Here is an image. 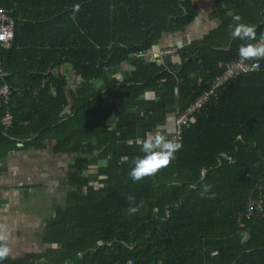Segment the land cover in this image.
Segmentation results:
<instances>
[{"label":"trees","instance_id":"16d2710c","mask_svg":"<svg viewBox=\"0 0 264 264\" xmlns=\"http://www.w3.org/2000/svg\"><path fill=\"white\" fill-rule=\"evenodd\" d=\"M0 7L14 20L12 39L0 47V85L10 89L7 103L0 98V160L49 140L55 152L75 154L71 188L45 221L42 247L9 253L2 264H264V214L244 216L264 185V58L214 88L182 126L175 160L154 175H128L140 148L90 166L95 152L115 146L111 113L124 115L150 90L176 92L178 110L207 91L219 63L264 33V0H216L219 25L168 54L177 63L142 56L163 32L189 25L192 0H0ZM235 14L255 27V40L232 36ZM122 62L128 70L119 80L110 72ZM69 70L81 77L77 90Z\"/></svg>","mask_w":264,"mask_h":264},{"label":"crops","instance_id":"0c3cea01","mask_svg":"<svg viewBox=\"0 0 264 264\" xmlns=\"http://www.w3.org/2000/svg\"><path fill=\"white\" fill-rule=\"evenodd\" d=\"M192 3L196 15L189 25L183 30L163 32L155 48L142 57L146 60L160 58L166 62L172 59L173 63H177L174 55L160 56V49L187 45L203 38L219 25V18L213 14L216 0H192ZM177 43L180 45L176 46ZM127 70L128 63L122 62L112 68L110 75L120 80ZM66 76L68 86L77 90L80 75L69 70ZM100 83L99 80L94 82L96 87ZM178 109L176 92L150 90L141 94V101L124 115L111 113L107 123L116 133L115 146L95 152L90 166L95 167L108 156L126 159L135 154L146 134L161 132L175 138L174 118ZM54 144V140H49L42 149L10 153L5 157L6 162L0 165V234L8 236L6 243L11 255L42 247L40 241L45 221L64 202L66 189L71 188L68 183L69 163L75 154L55 152Z\"/></svg>","mask_w":264,"mask_h":264},{"label":"clouds","instance_id":"9594fccd","mask_svg":"<svg viewBox=\"0 0 264 264\" xmlns=\"http://www.w3.org/2000/svg\"><path fill=\"white\" fill-rule=\"evenodd\" d=\"M235 21L232 27V36L241 41H253L256 38L255 27L242 23L239 14L232 17ZM238 55L244 59L264 58V43H244L239 47ZM182 147L176 138H169L164 133L155 132L146 134L140 144L143 155L138 156L133 161L128 175L133 181L142 180L146 176L154 175L158 170L164 168L175 160L177 151ZM209 186H205L207 192ZM204 193H202L203 195ZM129 213L137 211L135 206L128 209ZM8 236L0 234V264L9 256L10 248L6 243Z\"/></svg>","mask_w":264,"mask_h":264},{"label":"built area","instance_id":"2783aa9c","mask_svg":"<svg viewBox=\"0 0 264 264\" xmlns=\"http://www.w3.org/2000/svg\"><path fill=\"white\" fill-rule=\"evenodd\" d=\"M14 34V20L8 14V12L0 7V47L7 44L12 39ZM254 43H264V33L254 41ZM176 47H164L160 49L159 55L164 56L175 52ZM222 66V71L217 74L211 82L210 88L199 95L191 104L187 105L184 110H177L174 118L175 130L173 136L178 139L182 126L187 122L189 116L195 111H198L208 97L213 93L214 88L219 87L226 81H229L237 76L253 71L260 66L259 58H250L247 60L242 59L240 56L230 60L226 63H219ZM5 73L1 70L0 65V78ZM10 96V89L7 84L0 85V98H3V102L7 103L8 97ZM2 122L10 124L11 115L6 112L2 117ZM264 185L257 187V195L250 197L246 205V211L244 213L245 218H251L252 216H262L264 214ZM131 264V261H128Z\"/></svg>","mask_w":264,"mask_h":264},{"label":"water","instance_id":"95a60500","mask_svg":"<svg viewBox=\"0 0 264 264\" xmlns=\"http://www.w3.org/2000/svg\"><path fill=\"white\" fill-rule=\"evenodd\" d=\"M179 45H180V43H177V44H176V46H179ZM80 80H81V78H79L78 83H80ZM19 145H21V143H19ZM5 162H6V158L1 159V160H0V165H1V163H5Z\"/></svg>","mask_w":264,"mask_h":264}]
</instances>
